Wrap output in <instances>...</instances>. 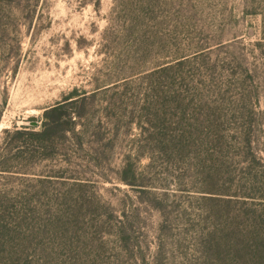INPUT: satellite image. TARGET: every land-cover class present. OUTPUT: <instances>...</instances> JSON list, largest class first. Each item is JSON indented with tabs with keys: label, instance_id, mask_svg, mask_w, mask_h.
<instances>
[{
	"label": "rangeland",
	"instance_id": "rangeland-1",
	"mask_svg": "<svg viewBox=\"0 0 264 264\" xmlns=\"http://www.w3.org/2000/svg\"><path fill=\"white\" fill-rule=\"evenodd\" d=\"M263 44L264 0H0V137L58 104L75 123L38 170L58 176L60 264H142L159 235L186 253V214L240 176L244 122L264 147Z\"/></svg>",
	"mask_w": 264,
	"mask_h": 264
},
{
	"label": "trees",
	"instance_id": "trees-1",
	"mask_svg": "<svg viewBox=\"0 0 264 264\" xmlns=\"http://www.w3.org/2000/svg\"><path fill=\"white\" fill-rule=\"evenodd\" d=\"M65 104L46 110V121L39 132L26 127L2 131L0 264H60L57 257L62 246V221L61 196L56 190L58 176L43 175L38 170L52 154V132L62 124L70 130L75 125L71 114L61 113ZM63 116L66 120H61ZM253 120L244 122L238 131L239 144L244 146L239 161L240 176L219 196H202L205 207L199 214H186L193 217L192 228L187 239L184 238L188 243L186 253L178 257L167 251L166 235H159L157 255L153 260L142 256V264H164L163 261L170 260L179 264H264V147L260 149L258 145L257 122ZM220 124L218 119L211 127L208 125L202 145L211 144L213 150L223 148L226 136ZM178 138L181 137L170 139L176 142ZM223 165L230 169L231 162L221 156L218 166ZM129 230L117 227L115 232L120 241L129 242L130 236L124 238ZM106 234L104 231L100 238L88 240L91 244L99 242V247L104 248ZM139 242L146 245L144 240ZM178 246L174 249H179Z\"/></svg>",
	"mask_w": 264,
	"mask_h": 264
},
{
	"label": "water",
	"instance_id": "water-1",
	"mask_svg": "<svg viewBox=\"0 0 264 264\" xmlns=\"http://www.w3.org/2000/svg\"><path fill=\"white\" fill-rule=\"evenodd\" d=\"M30 124L33 126H36V125H38V122L37 121H31Z\"/></svg>",
	"mask_w": 264,
	"mask_h": 264
}]
</instances>
